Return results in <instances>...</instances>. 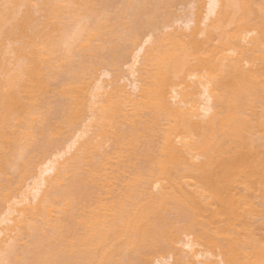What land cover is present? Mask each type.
Instances as JSON below:
<instances>
[{
    "label": "bare ground",
    "instance_id": "bare-ground-1",
    "mask_svg": "<svg viewBox=\"0 0 264 264\" xmlns=\"http://www.w3.org/2000/svg\"><path fill=\"white\" fill-rule=\"evenodd\" d=\"M25 1L5 0L6 4L0 7V41L7 37L14 41L13 44L16 42L12 50L16 56L13 61L17 62L16 68L10 66L13 70L4 69V77L0 80V162L7 158L5 155L12 145L15 150L11 152L22 155L35 136V122L46 120L41 106L55 75L65 79L61 91L68 96V109L64 108L69 116L75 118L81 114L86 83L79 77L83 75L82 66L75 68L72 61L77 48L92 50L97 47L95 41L103 35L106 26L99 14L108 0H41L39 6L44 20L39 22L40 26L32 25L29 29V14L15 15L17 6ZM252 2L208 0L207 36L215 29L228 36L221 42V49L215 46L207 55L203 53L205 56L199 51L204 45L202 40L193 38L192 48L189 44V47L183 46V40L166 49H156L160 51L155 61L156 69L150 73L147 69L153 60V49L146 48V51L142 43L144 47L141 45L139 49L147 52L144 62L139 68L132 66L130 70L133 76L140 71L138 77L145 79L139 87L138 79L132 77L130 82L135 88L139 87L136 97L127 90L122 94L124 100H116L110 92L113 88L108 89V82L100 81L89 98L94 110L93 126L95 134L112 138L113 150L109 154L103 152L101 160L91 161L92 150L100 147L102 141L98 138L95 142L88 136L72 158L64 163L52 160L47 164L42 173L51 170L53 173L41 175L31 186V194L28 192L10 208V216L5 220L13 223H6L2 229L5 237H0V247L1 241L18 226L32 238L19 264H150L151 258L166 250V245L178 236L180 228L174 225L175 217H182L190 219L188 226L191 223L199 225L195 238L205 246L201 249L190 244L193 246L190 248H194L193 252L189 249L192 257L203 255L202 264H217V260L207 254L217 256L215 250L222 245L219 243L221 235H229L227 231L231 226L215 224L220 215L218 207L207 214L209 218L202 217L208 204L220 203L221 212L231 221L242 216L244 201H252L254 196L264 201L263 74L260 63L245 67L239 51L238 55L233 53L235 56L224 52L226 48L229 52L237 48L252 63L254 60L264 62V19L252 26L251 14L257 12ZM63 14L68 20L71 17L75 20L74 16L79 15L89 20L72 28L74 31L67 38L64 32L68 22L66 25L62 20ZM231 22L234 25L227 30ZM196 25L198 27L192 28L197 30L194 35L202 30ZM252 27L257 30L256 34L247 38ZM180 32L185 34L181 29ZM241 37H246L250 44L242 46ZM62 43L65 44L64 53L57 57ZM57 58H66L67 68L61 69ZM138 61L136 57L134 62ZM192 70L198 75L193 93L204 100L194 97L188 106L187 93L176 90L175 79L186 80ZM173 91L174 97L177 93L180 95L175 101L170 100ZM210 108L212 111L206 113ZM144 113L149 118L143 119ZM121 122L128 123L127 130L118 127ZM54 127L52 132L61 129ZM156 127L161 129V136L156 150L147 154L148 165L137 170L133 180L127 182L125 190L116 197L102 196L112 191L113 176L107 169L113 160L118 162L125 151L135 152L145 131L151 134ZM82 167L86 169L85 175L78 171ZM183 177L188 178V183H184ZM237 182L244 183V192L236 191ZM157 183L160 186L154 192L152 185ZM56 208L62 216L54 219L52 213ZM169 210L175 215L173 220L166 214ZM39 220L40 226L44 224L47 228L45 233L36 231L41 228ZM234 221L231 222L234 224ZM230 238L232 240L229 239L219 253L225 264H264V244H257L255 239L246 240L250 246V250H246L243 240L241 243L238 237ZM1 249L0 264H10L11 250L5 253L4 247Z\"/></svg>",
    "mask_w": 264,
    "mask_h": 264
},
{
    "label": "rangeland",
    "instance_id": "rangeland-1",
    "mask_svg": "<svg viewBox=\"0 0 264 264\" xmlns=\"http://www.w3.org/2000/svg\"><path fill=\"white\" fill-rule=\"evenodd\" d=\"M253 1L254 2H252L253 4L252 6L254 8H257L256 9L257 12L256 14H251V21L252 23H254L252 26L254 25L257 26L258 22L261 19L262 20L264 19V0H253ZM40 2L41 0H26L25 2L17 6L15 12V15L17 13V17L23 16L24 13L29 14L28 15L29 16L28 21L30 22V23L28 22V24H30L29 29L33 28L34 25L40 26L39 24L41 23L42 20H44L43 19L44 12L41 10L39 6ZM4 4H6L5 0H0V7L1 6L3 7ZM27 10L28 12H26ZM137 10L138 12H136ZM100 12L101 14L99 15L105 21L106 26L104 25L105 27H104L103 35L98 40L95 41L94 45L96 46L97 43L98 44L97 47L95 48L93 47L92 50L77 48L74 56V61H72L73 62L72 65L75 68H77L79 65L82 66L81 71L83 75L80 74L82 76L79 77H81L80 79L86 83V93L84 97V103L81 108V114L75 118L74 117L71 118V116H69L68 114L69 111L66 110L67 108L66 106L68 103V98H67L68 96L65 93H63V91H61L65 79L62 75L61 77L60 75L59 76L55 75L51 80L50 88L46 94L47 96L45 98V103L44 105L42 104L43 106H41V110L44 113L43 116H45L46 120L38 119L37 120L38 122L36 121L34 124L35 125L34 132H36L37 135L35 133L34 134L35 136H33L34 138L32 137L31 140H29V142L27 143V147L25 148L22 155H19L17 153H12L13 152L12 150H15L14 145H12L11 147L13 148L12 149L10 148L9 149L10 151L9 150L7 151L8 155L7 153L5 155L7 158L4 157L2 159L3 161L0 162V164H2L0 166V237L3 236L5 237V233H3L2 229L4 228L6 223H11V224L13 223L11 220L8 221L5 220L7 216H10V208L13 205H16L17 201L23 198L25 194H27L28 192L29 194H31L30 192L32 190L31 186L34 184L35 180L37 181L39 177H41V175L47 176L53 173L52 170L47 171L44 174L42 173L43 169L52 160L53 161L56 160L58 161V163L59 162L64 163V160L66 162L67 159L72 158L73 155H75L78 152L77 150L78 146L84 143L85 140L88 138V136L92 137L93 141L95 140V142L96 140L99 139L102 141L100 147L92 150L91 161L96 162L99 159L101 160L102 158L101 155L103 154V152H107L109 154V152L113 150L112 138H110L109 135L100 137L98 134H95L96 128L95 126H93L94 110L89 103L90 102L89 98L91 97V93L95 91L96 86L98 83H100V81L102 83L108 82V89L110 90L113 88L110 92H112V96L116 100L120 101L121 99H123V95H122L123 91H127V90H128L127 92H131L132 94L131 96L136 97V95L139 93V87L144 83L145 79H143L142 77L140 79V76L138 77V75H140V71L139 72L137 71L135 73V76H133L131 75L130 70L132 66L133 68H139L141 64H143L141 62H144L143 56L145 55V53H147L146 51L148 50L146 48H149V50L153 49L152 50L153 51L152 54L154 53L153 54L154 56L152 57L153 60L150 61L151 65L149 64L148 65L149 67L147 66L148 67L147 70L149 72L151 71L150 73H153L156 69L155 61L158 59V55L160 52L159 50L161 49H166L172 46L173 44H176L177 42H181V41L183 42V40L185 42L183 46L187 47V45L189 44L191 45L190 48H192L193 47L192 42L194 41L193 40L194 38L195 40L198 41L202 40L204 45L202 47V50L199 51H201L202 55L203 53L207 55V51L210 50L211 48L213 49L215 46H217V49H221L222 48L221 42L228 36V34L224 35L223 31L221 32L220 29L213 30L210 36L209 35L207 36L206 28L208 26L207 23L209 22L208 21L209 18L207 15L208 0H108L105 4V7L102 9V11L100 10ZM65 14L68 15L67 13ZM65 14H63L64 16L62 20H65L64 21L65 23L68 22V25L66 23L67 25L65 31L66 33L64 32L65 34L64 37L67 38L73 33L72 32L74 31L73 29L78 27L77 25L81 21L84 23V21L89 20L87 16L85 17L83 15H79L77 16L78 19L77 17L74 16L75 20L77 19L79 22L72 19V17L70 21L68 20L69 17H67ZM138 16H140V18ZM72 21L73 23H71ZM196 23L200 25V28L202 30L198 31L199 33H197V35H194L197 30H192V28L197 26ZM232 25H234L233 22H231V24L229 23V25L226 27L227 30H230L229 28ZM252 28L251 30H249L250 31L249 33L247 32L248 34L246 36L247 38H249L250 35L256 34L257 30L254 27ZM178 29L185 31V34H181V32L179 34ZM194 36H196V38ZM245 38L241 37L240 38L241 40H239L242 46H248L250 44L248 40ZM9 39L7 37H2V40L0 41V45H1L0 46V80H2L4 77L5 68L7 69L9 68V70H13L12 68L14 67L16 68L17 66L16 64L17 62L13 61L16 60V56L14 51L12 50L13 45L16 42L13 44L14 41H11V39L10 40ZM142 43H145L144 44L145 47L143 46ZM141 45L146 49V51L145 49L142 50L143 48L139 49ZM64 46L65 44L62 43L57 51V57H59V55L64 53ZM156 49L159 50H157L156 52ZM236 49L235 48H233V50L229 49L231 50V52H229L226 48L224 49L225 51L224 50L223 51L226 53L228 52L229 54L232 55L234 54L238 55L239 53L237 52L239 51L240 52L239 55L242 56V63L245 67L257 66L256 63L257 64L260 63L259 68L262 71L263 74L262 77L264 80V62H259V60L257 62V60H254L255 62L253 61L252 63V61H250L249 58L247 59L245 58V56H243L244 53L241 54L242 52L239 49L238 50ZM219 51L222 52V50ZM205 54L203 56H205ZM217 55H219V53ZM136 57H138L139 59L137 63L134 62ZM190 60L193 61L194 59L191 58ZM57 62L60 64L61 69L67 68L69 64L66 58L65 59L60 58L58 59ZM5 64L6 65L9 64V65L5 66ZM189 73L190 75H187V78L185 77L186 80L182 79L181 81L180 78H178L177 80L175 79V83H176L175 87L176 90H179L182 93L184 92L187 93L186 97L189 99L187 105L191 106L192 99L194 97L202 101L204 99L201 97V95L199 96V94L193 93L195 90L193 89V86H196L195 83L198 78L197 77L198 75L195 76V74H193L194 73L193 70L192 72L190 71ZM132 77H135L136 80L138 79L137 84L139 85V87L137 86L135 88L132 84L133 82L132 83L130 82L131 80L134 79ZM173 92H170V94L172 93L170 95L171 101H175L180 96L177 93L176 95L178 96L175 95L176 97H174L173 94H175V91ZM192 93L194 95L191 97ZM204 103L207 104L205 101ZM126 106L127 108L131 107L130 103L128 102L126 103ZM210 111H212V108H210L209 111H207L206 113H209ZM144 114L142 117L143 119H145V117L149 118V115L147 113ZM161 120L163 121V119ZM51 123L53 124V126H50ZM54 125L60 126L62 130L60 129L61 131L58 130L57 132L55 130L53 131L55 133L54 134L52 132V127L53 130L55 128ZM118 127L123 130H125L126 128L127 130L129 126L128 123L121 122L118 123ZM145 132H146L144 133L146 134L144 135L145 139L143 138V140L139 143L137 150L135 152L132 153V151L130 152L125 151L124 152L125 155H122L120 157L121 159L119 158L118 162H114L115 160L114 159L113 160L114 163L112 162V164L110 165L111 167L110 166L108 167L107 169L108 172L113 176L111 178L112 191L110 193H102V196L112 197V198L116 197V195H118L119 192H123L125 190V184L133 180L135 174H137V172L141 168L142 170L144 169L143 166L148 165L149 162H148L147 154L150 150L151 151L156 150L160 139L159 136H161L160 135L161 129H158V127H156L155 130L151 132V134L148 132V130H146ZM198 157L200 158V156ZM197 158L194 159L198 160L199 158L198 159ZM84 169L85 168L82 167L78 170L80 174L82 175L86 174V169L85 170ZM187 179L188 178L185 177L182 178L183 181L185 180L184 183L187 182ZM152 186H153L152 191L156 192L160 184L157 183ZM236 186H237L236 187L237 192L241 193L245 191L244 183L237 182ZM44 188L45 185H42V189ZM253 198L254 199L252 201L249 200V201H244L242 203V207H241L242 216L236 217V219H234L235 221L231 220L234 221V224L229 220L230 218H228L226 214H223L221 212L222 207L220 203L208 204L207 206L208 210L206 211V214L205 213L202 214V217L207 219L209 218L207 217L208 213L219 210L218 213L220 215L218 218L219 220L218 219L217 220L220 222L217 221L218 223L216 222L215 224H219L221 226H224L226 224L227 228L231 226L229 230L225 228V231L227 230L229 231V232L227 231L229 235H227L226 237L229 236V239H231L230 237H233V239L234 237L236 239L240 238L241 239V240L239 239L240 242L242 243L243 240L244 241L243 244L247 246L245 247L246 250L247 249L250 250L249 248L250 246L245 242L246 240L255 239L254 241L257 242V244L259 243L264 244V201H262L259 196L258 197L254 196ZM216 207H218V209L215 210ZM79 211H80L79 209L76 210L77 214L79 213ZM53 212H54L52 213L53 217L55 216L54 219H57L58 216H62L58 208H56ZM58 213L59 215H57ZM14 214L17 215L16 212ZM166 214L168 215L170 220H173V217L175 215L171 210H169ZM241 217L243 218L242 220L240 219ZM175 218L177 221L174 222L175 223L174 225L175 226L177 225V227L180 228V229L178 228L179 229L178 231H180L178 232L179 233L178 236L174 238L171 244L169 243V245L168 244L166 245L167 248L166 250L164 249L165 251L163 250L161 254H157L153 256L151 258L152 261L150 260V264H202L200 260L201 259L204 260L205 256L199 255L198 257L196 256L192 257L191 255L193 252L192 250L194 248L203 249L205 247L202 244H199L200 243V242L198 243L199 240L197 241L195 238V233L196 231H198L199 225L194 223V226H192L193 223H191L189 224V226L191 225V227H189L188 222H190V219L188 218L184 219L182 217L181 218L175 217ZM39 221L38 223L40 226L41 221L40 222ZM229 223L230 224L232 223V225H230ZM207 224L208 226L210 225L209 223ZM40 227L41 228H39V230L38 229L36 230L37 232L40 231L38 232L39 234L41 232L47 231V228L46 226H44V224ZM36 231L35 233H37ZM8 235L9 236H6L4 241H1L2 242L1 247H4L5 253L8 250H11L9 256L10 264H19L21 258L23 257V251L26 248V246L30 245L32 238L28 233H26V231H22L21 228L18 226H16V228L13 231H10ZM224 237H225V233H222L221 238L219 240L220 241L219 243L222 242L221 243L222 245L219 244V246L215 250L218 251L217 256L216 255L213 256L211 253L207 254L210 256L211 259L217 260V264L219 262H220L219 264L221 263L225 264L222 261V255L219 254L223 246L226 247L227 244L229 243L228 242L229 239ZM190 244L194 246L193 249L190 248L193 247V246H189ZM1 247H0V254L2 252ZM189 249L192 252H190ZM250 260H253V258L250 257Z\"/></svg>",
    "mask_w": 264,
    "mask_h": 264
}]
</instances>
